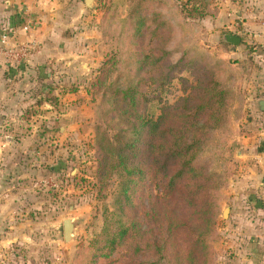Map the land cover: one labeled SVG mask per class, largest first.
I'll use <instances>...</instances> for the list:
<instances>
[{
    "label": "rangeland",
    "instance_id": "obj_1",
    "mask_svg": "<svg viewBox=\"0 0 264 264\" xmlns=\"http://www.w3.org/2000/svg\"><path fill=\"white\" fill-rule=\"evenodd\" d=\"M183 2L93 0L94 8H87L105 48L87 77L90 137L73 139L54 161L58 173L49 198L55 199L54 225L46 232L40 227L35 243L23 241L0 251V264H225L233 255L227 247L229 210L241 206L253 213L257 195H263L253 178L257 163L242 153L250 144L247 121L254 123L251 131L264 128V116L245 113L244 81L255 86L264 74H246L231 64L234 56L225 53L220 37L219 0ZM215 57L226 63L218 83L229 91L217 120L207 111L194 112V105L210 95L203 92L205 85L217 80ZM98 69L105 71L100 88L91 86ZM186 95L188 109L181 113ZM163 114L158 132L147 133L144 125ZM166 134L170 140L161 142ZM192 135L191 169L170 183L188 158L168 157L164 168L158 147L175 151ZM98 137L114 145L133 142L124 150L127 162L142 173L112 170L98 178ZM262 141L264 135L255 141L256 152ZM68 217L74 228L65 241L62 221ZM124 227L127 233L120 236ZM111 237L115 248L109 251Z\"/></svg>",
    "mask_w": 264,
    "mask_h": 264
},
{
    "label": "crops",
    "instance_id": "obj_2",
    "mask_svg": "<svg viewBox=\"0 0 264 264\" xmlns=\"http://www.w3.org/2000/svg\"><path fill=\"white\" fill-rule=\"evenodd\" d=\"M219 3L220 37L233 33L241 38L236 45L224 42L225 53L234 56L231 64H239L246 74H264V0ZM90 20L84 0H0V38L9 31V45L31 44L21 62H10L0 52L1 252L23 241L35 243L40 227L50 230L56 222L55 199L49 200L58 173L54 161L70 141L90 137L93 108L87 77L105 50L98 26ZM243 88L245 113L263 117L264 77L255 86L244 81ZM252 124L249 119L245 138L250 144L242 156L256 161L253 178L259 184L256 192L263 195H257V205L251 199L253 213L230 208L227 247L233 255L225 264H264V141L257 152L254 145L264 128L251 131Z\"/></svg>",
    "mask_w": 264,
    "mask_h": 264
},
{
    "label": "trees",
    "instance_id": "obj_3",
    "mask_svg": "<svg viewBox=\"0 0 264 264\" xmlns=\"http://www.w3.org/2000/svg\"><path fill=\"white\" fill-rule=\"evenodd\" d=\"M192 0H184L183 4L185 6H187V2L191 3ZM196 2V1H194ZM224 43V42H223ZM226 43H224L225 45ZM216 58V57H215ZM251 61V60H250ZM213 71L215 73V76L217 77L216 82H214L212 79H210V81L208 82V85H205L203 92L204 93H208L210 94L209 97L206 99V101L202 104H196L194 105V112L197 113V115L201 112L203 113H207L209 115L212 114L211 117H213V120H217L220 118L221 116V112L224 111V106L227 105L226 103V97L229 93V91L226 89V86L221 87L219 86V83L221 81V71L222 66L224 68H226V63L225 61H221L220 59H215L213 60ZM252 62V61H251ZM103 69H98V73L95 76V81L94 83L91 85L92 87H97L100 88L101 85L103 84V77H104V72H102ZM102 72V73H101ZM47 99H50L52 102H55L54 99L47 97ZM190 99V97L188 95L185 96V103H183V107L181 108L180 112L184 113L188 107H186V105L184 104H188V100ZM182 102H184V100H181ZM185 106V107H184ZM166 117V114L159 116L155 121H153L152 123H146L144 125V127L147 128V133L149 134H155L158 132V129L160 128V126L163 123L164 118ZM163 118V120H162ZM136 127H138L140 129L139 124H136ZM186 130V129H185ZM131 133H133L131 131ZM99 138V139H98ZM95 141L97 146L99 147V152L98 154L100 155V161H98V167H97V176L98 178L101 177H105L106 175L110 174V172L112 170H123L125 172L126 175H133V173L139 171L142 173V171H140L139 168L137 167H129L127 159L128 156L125 154L126 149H128L127 146L133 147V142L132 144H117L114 145V143H112V139H105L104 137H98ZM192 138H195L194 135H192L190 137L191 141L188 139V143L183 142L181 146H179L178 144H176V149L175 151L172 149H164L162 150L160 147H158L159 151L156 155H165V161L164 163H162V167L165 168V164H167L168 161V157H173V156H177L178 158L181 157H185L187 156L188 159H183L180 163V167L179 169H177L176 173L173 174L169 180V182L171 183V181L173 182L175 177H180V176H184L188 173V171L191 169V159H192ZM170 139H168V134L164 136L160 137V141L161 142H168ZM187 140V137L184 136L182 137V141ZM137 141V139L134 140V142ZM174 142H177L174 138ZM150 148H152V144L150 146ZM98 155V156H99ZM173 179V180H172ZM122 190L123 192L128 190V186L123 187L122 186ZM120 236H122L123 234L127 233V227H124L123 229H120ZM115 248V239L114 237H111L109 240V251H112Z\"/></svg>",
    "mask_w": 264,
    "mask_h": 264
},
{
    "label": "built area",
    "instance_id": "obj_4",
    "mask_svg": "<svg viewBox=\"0 0 264 264\" xmlns=\"http://www.w3.org/2000/svg\"><path fill=\"white\" fill-rule=\"evenodd\" d=\"M24 30L28 29V26L25 25L23 26ZM9 31H3L1 34L0 38V52L5 53L8 58L10 59V62H21L23 61L29 52V49L31 48L30 43H20V44H15L9 45Z\"/></svg>",
    "mask_w": 264,
    "mask_h": 264
},
{
    "label": "water",
    "instance_id": "obj_5",
    "mask_svg": "<svg viewBox=\"0 0 264 264\" xmlns=\"http://www.w3.org/2000/svg\"><path fill=\"white\" fill-rule=\"evenodd\" d=\"M85 2V5L87 8L89 9H93L94 6H93V0H84ZM222 39L224 42L226 43H229V44H233V45H236V44H239L241 38L239 35H236V34H233V33H224L222 35ZM261 109H263V104H264V101H261ZM262 186L264 187V180L262 182ZM226 213V209H225V212L224 214ZM62 226H63V238L65 241L69 240L71 238V235H72V231H73V228H74V223L72 221L71 218H65L62 222Z\"/></svg>",
    "mask_w": 264,
    "mask_h": 264
}]
</instances>
